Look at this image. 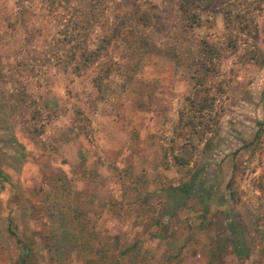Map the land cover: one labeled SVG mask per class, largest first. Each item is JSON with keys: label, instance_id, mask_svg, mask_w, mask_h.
Here are the masks:
<instances>
[{"label": "rangeland", "instance_id": "obj_1", "mask_svg": "<svg viewBox=\"0 0 264 264\" xmlns=\"http://www.w3.org/2000/svg\"><path fill=\"white\" fill-rule=\"evenodd\" d=\"M178 1L114 0L168 56L112 42L71 65L78 0H0V264H83L49 258L61 229L110 263L264 264V0H192L191 29Z\"/></svg>", "mask_w": 264, "mask_h": 264}, {"label": "trees", "instance_id": "obj_2", "mask_svg": "<svg viewBox=\"0 0 264 264\" xmlns=\"http://www.w3.org/2000/svg\"><path fill=\"white\" fill-rule=\"evenodd\" d=\"M178 2L177 11L182 20L183 26L189 29L193 28L198 24L197 16H195V13H191L188 9V4L193 1L179 0ZM140 7L141 6L138 3H134L127 8L119 9L114 0H86V2L78 0L77 4L73 6L72 17L70 16L69 19L72 26L68 34L65 35L67 43L72 44L70 48L72 54H70V57L68 58L69 64H77V60H80V58L75 55L76 49L82 48L80 56L82 57L86 53L87 55L83 57V60L85 62H90L98 58L101 54V50H107L112 42H115L116 45H118L117 43H122V51H130L131 54H164L165 56L167 54L168 56L170 53H166V48L163 49L158 47L152 40H150L147 34H145V29L153 22V15L151 16L148 10ZM230 12L231 11H227L225 13V17L229 19L228 21H230ZM96 25H98L99 30L103 33L102 37L99 38L102 45H99L94 50L87 49V41L88 38H90L91 30H93L92 27H95ZM173 51L175 52V49L170 50V52ZM195 51L201 59L208 60L211 59L212 55L217 54L215 46L210 45L207 41H203L202 46L196 48ZM203 64L204 63L198 61L195 69L198 77L194 85L197 89L194 93L195 100L192 103L197 107L196 111H201L206 106L204 102H201L199 97L200 92L204 91L205 88L208 89L205 77L207 73L202 74V71H207L209 68L203 66ZM110 68L111 67L109 66L108 71L106 68L104 69L103 78L109 76ZM99 80L101 82L102 78ZM97 85L100 86V83H97ZM199 87L202 90L199 89ZM181 188L182 190H185V184L182 185ZM11 224L12 220L8 219V231L14 234L11 229ZM78 239L79 238L74 232H69L66 229L53 231L50 236H47V252L49 258L62 261L65 259L68 261L69 257L74 255L78 256L83 264H120V261L117 259H113L114 261L111 263L110 261L107 262L106 251H100L101 254H99L96 259L91 258L90 255L88 257V254L83 251L82 246H79ZM131 250L132 249H129L128 247L124 248L122 251L120 250L118 255L121 256V260L124 258H130ZM22 251V255H28L29 249L24 245L22 246ZM23 264L25 263L23 262Z\"/></svg>", "mask_w": 264, "mask_h": 264}]
</instances>
